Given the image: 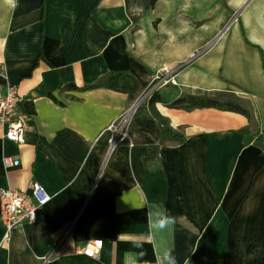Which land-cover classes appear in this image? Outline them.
Instances as JSON below:
<instances>
[{"label": "crops", "instance_id": "crops-1", "mask_svg": "<svg viewBox=\"0 0 264 264\" xmlns=\"http://www.w3.org/2000/svg\"><path fill=\"white\" fill-rule=\"evenodd\" d=\"M0 65L25 121L20 145L0 126V190L51 196L7 244L0 223V264H264V0H0ZM163 67L175 85L155 108L180 145L158 149L131 123L109 150L107 127L134 102L64 91L111 71L145 90ZM197 91L233 93L253 119L167 107Z\"/></svg>", "mask_w": 264, "mask_h": 264}, {"label": "built area", "instance_id": "built-area-1", "mask_svg": "<svg viewBox=\"0 0 264 264\" xmlns=\"http://www.w3.org/2000/svg\"><path fill=\"white\" fill-rule=\"evenodd\" d=\"M198 53H194L190 60L195 59ZM0 74L4 75V67L0 65ZM167 84H174V77L170 71L163 67L151 78L150 83L143 93L131 105V107L106 129L111 134L109 139V150L117 145L130 141L128 128L132 118L141 103L147 101L150 95L158 88ZM20 101L14 87L6 86L4 92L0 93V126L4 128L3 138L11 142L24 143V118L15 113L16 104ZM5 169L17 166L19 161L13 160L10 156H3L1 159ZM51 196L45 191L42 185L37 182L31 183L29 193L18 190H0V223L3 228L2 244H7L13 232L22 231L27 224L35 222L38 211L46 205ZM99 245H87L81 253L88 258H93L99 251ZM145 264V263H139Z\"/></svg>", "mask_w": 264, "mask_h": 264}, {"label": "trees", "instance_id": "trees-1", "mask_svg": "<svg viewBox=\"0 0 264 264\" xmlns=\"http://www.w3.org/2000/svg\"><path fill=\"white\" fill-rule=\"evenodd\" d=\"M155 0H151L153 4ZM108 89L127 95L129 103L135 102L143 93L140 82L128 72L111 71L99 77L95 82L85 85L81 88L74 84L64 86V91H90L94 89ZM161 101L160 94L154 91L147 101L139 105L132 118V124L141 128L150 130L153 133L154 145L158 149L168 146L170 143L180 145L185 141L184 134L170 127L168 121L161 116L155 104ZM168 108L193 111L196 109L214 108L222 111L238 113L245 116L248 121L253 119L250 109L235 94L230 92H201L181 94L176 99L167 104ZM240 133L249 137L246 143H249L255 136H250L245 129H240Z\"/></svg>", "mask_w": 264, "mask_h": 264}, {"label": "rangeland", "instance_id": "rangeland-1", "mask_svg": "<svg viewBox=\"0 0 264 264\" xmlns=\"http://www.w3.org/2000/svg\"><path fill=\"white\" fill-rule=\"evenodd\" d=\"M237 17H238V14L237 15H234L233 17H232V21L233 22H236L237 21ZM232 22V23H233ZM229 30V26L227 25L223 30H222V33H220V36L223 34V33H225V32H227Z\"/></svg>", "mask_w": 264, "mask_h": 264}, {"label": "water", "instance_id": "water-1", "mask_svg": "<svg viewBox=\"0 0 264 264\" xmlns=\"http://www.w3.org/2000/svg\"><path fill=\"white\" fill-rule=\"evenodd\" d=\"M261 137H262V139H263V141H264V134H263Z\"/></svg>", "mask_w": 264, "mask_h": 264}]
</instances>
